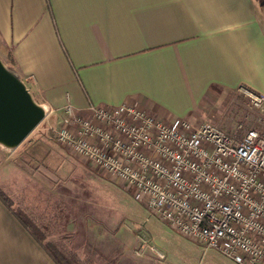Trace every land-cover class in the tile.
<instances>
[{
    "label": "crops",
    "instance_id": "obj_1",
    "mask_svg": "<svg viewBox=\"0 0 264 264\" xmlns=\"http://www.w3.org/2000/svg\"><path fill=\"white\" fill-rule=\"evenodd\" d=\"M0 57L46 111L135 104L198 124L221 92L264 94V0H0ZM16 211L0 198V264H56ZM156 245L153 264H188Z\"/></svg>",
    "mask_w": 264,
    "mask_h": 264
},
{
    "label": "built area",
    "instance_id": "obj_2",
    "mask_svg": "<svg viewBox=\"0 0 264 264\" xmlns=\"http://www.w3.org/2000/svg\"><path fill=\"white\" fill-rule=\"evenodd\" d=\"M241 90L264 110V94ZM56 136L182 236L237 264H264V127L229 133L135 104H67Z\"/></svg>",
    "mask_w": 264,
    "mask_h": 264
},
{
    "label": "rangeland",
    "instance_id": "obj_3",
    "mask_svg": "<svg viewBox=\"0 0 264 264\" xmlns=\"http://www.w3.org/2000/svg\"><path fill=\"white\" fill-rule=\"evenodd\" d=\"M5 65L11 70L10 62ZM214 102L208 105L206 112L211 113L205 121L229 133L239 123L264 127V110L254 108L243 90L221 92ZM59 122L58 112L47 111L20 145L0 143V175L12 194L0 190L17 212L36 224L44 243L55 244L80 264H153V259L167 258L164 252L159 256L157 243L167 245L174 259H188V264H233L218 250L204 249L186 237L188 252L178 253L164 230L168 224L152 216L124 184L110 180L58 142ZM145 243L150 246L146 253Z\"/></svg>",
    "mask_w": 264,
    "mask_h": 264
},
{
    "label": "water",
    "instance_id": "obj_4",
    "mask_svg": "<svg viewBox=\"0 0 264 264\" xmlns=\"http://www.w3.org/2000/svg\"><path fill=\"white\" fill-rule=\"evenodd\" d=\"M45 117L46 110L0 57V143L20 145Z\"/></svg>",
    "mask_w": 264,
    "mask_h": 264
},
{
    "label": "trees",
    "instance_id": "obj_5",
    "mask_svg": "<svg viewBox=\"0 0 264 264\" xmlns=\"http://www.w3.org/2000/svg\"><path fill=\"white\" fill-rule=\"evenodd\" d=\"M0 198L4 201L8 206H11L7 200L5 194L0 190ZM15 215L23 224V226L30 231V233L34 236V238L40 243V245L48 252V254L52 257V259L56 262V264H80L76 258L67 256L62 250H60L55 244L50 242L44 243V235L40 232L39 228L36 226L34 222H32L26 215L23 213L15 212ZM35 230V231H33Z\"/></svg>",
    "mask_w": 264,
    "mask_h": 264
}]
</instances>
